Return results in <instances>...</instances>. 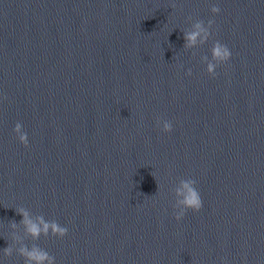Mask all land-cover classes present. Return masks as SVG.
Returning a JSON list of instances; mask_svg holds the SVG:
<instances>
[{"label": "water", "instance_id": "1", "mask_svg": "<svg viewBox=\"0 0 264 264\" xmlns=\"http://www.w3.org/2000/svg\"><path fill=\"white\" fill-rule=\"evenodd\" d=\"M216 41L232 59L213 77ZM189 179L203 207L178 222ZM21 209L68 235L33 238ZM25 248L56 264H264V0H0V264H29Z\"/></svg>", "mask_w": 264, "mask_h": 264}, {"label": "clouds", "instance_id": "2", "mask_svg": "<svg viewBox=\"0 0 264 264\" xmlns=\"http://www.w3.org/2000/svg\"><path fill=\"white\" fill-rule=\"evenodd\" d=\"M213 14L218 15L220 13V8L216 5L212 6L211 9ZM214 21L209 20L208 24L205 25L203 22H198L194 26V31L186 34V46L194 47L198 43H205L208 41L209 37L212 35ZM232 59V52L229 47L216 41L212 47V61L207 63V72L211 76L216 75V70L219 65L227 64ZM191 73H189L190 75ZM159 123L163 125V131L170 133L173 130V125L170 121L163 120ZM15 133L19 138V141L25 146L29 143L28 134L24 132L23 126L20 123L15 125ZM177 196L179 197L175 207L174 215L175 219L179 222L184 219L188 211L199 212L203 207V200L196 187V182L192 179L185 180L181 182L180 187L177 189ZM20 214L24 216V223L26 224L27 231L33 236V238H39L41 233L48 234L51 230L52 234L64 238L68 235V228L60 225L59 223H47L40 219L39 224L33 222L26 211L20 210ZM41 225L43 227L41 228ZM5 255L11 254V249L4 250ZM22 255H24L29 264H56L55 257L50 256L47 252L39 249H21Z\"/></svg>", "mask_w": 264, "mask_h": 264}]
</instances>
